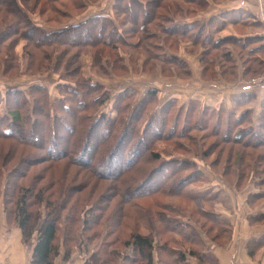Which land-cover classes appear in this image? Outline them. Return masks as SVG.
I'll use <instances>...</instances> for the list:
<instances>
[{
  "label": "rangeland",
  "instance_id": "obj_1",
  "mask_svg": "<svg viewBox=\"0 0 264 264\" xmlns=\"http://www.w3.org/2000/svg\"><path fill=\"white\" fill-rule=\"evenodd\" d=\"M114 1L116 0H21L22 4L29 10L30 21L46 30L60 29L77 24L92 15H110L116 23L121 24L119 28V31H122L121 38L119 41L104 45L102 44L103 38L98 37V25H94V28H88L90 31H86V34L91 38L90 41H93L92 44L80 46V43L76 41L73 42L74 45L69 47L66 45L69 43L67 39H64V43H57L54 40L50 42L49 36H45L43 44L31 43L34 33L27 30V26L20 22V25L16 26L15 31L17 33L13 31L8 38L3 40L2 44L0 42V96L2 94L4 96L8 88L18 87L25 93H23L25 100L20 96L23 101L22 105L18 107V101L12 102L8 106L10 109L18 107L19 110L23 111L25 107L28 109V106L30 107L36 103L41 113L37 117L38 121L46 120L45 112L47 109L49 111L54 110L61 117L65 114L64 118L69 120L70 110L76 109L79 105L81 106V104L77 105L79 92L86 94L87 92L85 93L83 89L90 81L100 84V89L96 92L90 91L89 94L82 96V101L90 104L88 109L86 107L85 115L91 114L95 109L98 112H106L108 118L111 119L116 116V111L112 106L116 96L115 92L126 87L133 89V93L130 92L122 97L119 102V107L124 108L120 113V117H123L129 107L142 99L149 89H155L156 94L154 97L139 111L143 117L137 121V125L139 129L147 112L150 109H157L166 102L170 105L168 106L169 109L167 108L163 113L165 118L159 124L153 122L157 125L156 129H159V131L154 130L151 125L149 126L143 139L145 141L142 143L144 146L138 147L139 153L133 155L136 157V161L132 164L128 162V156L132 155L134 150L132 149V143L126 149H124L125 142L120 143L121 146L116 152L117 163L115 161L111 162L115 168L112 173L109 170H98L106 168L103 164L97 165L92 171L72 162L71 158L76 155L74 150L81 143L78 138L84 139L85 129L87 128L85 119L75 122V118L71 117L72 126L76 125V129L68 135V139L72 142L71 154L57 158H51L50 153L45 151L44 146L50 142V135H46L42 139L38 136L39 140L35 141L33 133L29 136L31 134L30 126L26 124L24 131L21 132L24 138L23 141L13 137L0 139V148L3 147L2 155H5L12 145H15L13 148L16 150V157L12 160L9 158L5 166H0L2 176L0 177V184L2 185L3 178H6V174L14 167L18 168L19 171L25 168L32 173L46 171V178L39 180L40 185L46 183L48 185L50 181H53L55 185H52V188L57 190L60 183L66 184L70 179H73V181L80 182L85 186L81 194L75 195L85 196L89 193L94 195L92 196L93 199H97L101 204L107 201V208L111 209L108 214L112 212L117 204H121L124 209L123 215H121L122 224L116 228L110 238L103 240L107 245H111L108 250L111 248L110 251H113L111 253L113 257L107 261V264H141L137 260V255H134L135 259L133 257L131 261L124 258L126 255H131V249L125 247L120 239L126 238L130 233V225L133 226L134 231L143 234L148 233L149 229L153 227L151 235L156 246L154 264H165V261L169 264V260L172 258H169L171 254H168V251L173 247L185 252L186 260L184 262L187 264H199L198 258L190 255L188 250L202 247H207L208 254L214 256L215 261H212L211 264H233V255L238 252V247L241 246H245L252 251L253 254H250V256L256 255L257 259L262 258L264 254L262 250L259 251V248L264 249V243L262 245H258L259 243L249 245V243L258 238L255 235L263 227L250 224L244 216L248 213L253 215V213L263 209L258 198L264 197V195L250 200V194L264 192V185H256L260 180H264V174L260 171L262 170L261 167L264 166V162L259 163L262 158L261 155L257 159L254 155L245 152L260 151L263 153L264 134L254 139L261 145L256 146L257 148L249 145L252 144L250 138L240 139L238 143L231 139H229V142H224L219 138L227 128L226 125H222L223 122H227L229 118L228 121L231 120L235 124V119V121L240 120L237 118L242 117L247 111L252 112L251 109L239 112L241 108L240 101L237 100L238 96L232 98L233 95H231V102L233 103H230V107L227 109L223 104L219 106L218 110H215L214 107H202L199 100L183 93L180 87V85H186L189 78L192 77V71L197 63L192 61L191 58L195 54L197 55L199 50H203L202 55L204 51L209 52H206L207 54H204L202 59L198 61L200 67L198 79L201 83L207 80L212 81V84H216L215 81L217 80L227 81L230 77L228 73L231 69L234 71L235 65L231 66L232 63L222 60V55L217 50L210 54L209 44H199V41L191 43L190 39L196 37V31L188 30V32L182 34H164L162 29L163 25L183 26L180 23L188 21L190 18H203L205 7L201 8L194 3L187 6L186 3L180 1L183 9L178 10L174 9V0H149L151 9L148 11H150L151 18L154 17V19L149 22L143 32H136V29L139 28L135 24L136 22L123 21L122 17L130 19L127 14H122L119 11L118 16L112 14ZM160 1L168 4L165 10L156 7L155 4ZM212 1L221 2L224 0ZM4 2L10 4V0ZM135 8L137 9V6L133 3L128 9L135 12ZM119 9L121 10L120 7ZM139 15L141 17L143 12L139 11ZM19 19L21 18L19 17ZM1 20H4L5 24ZM13 21L19 22L14 15L5 10L3 2L0 0V28L8 27L7 29H9L14 24ZM22 25L24 30L21 28ZM149 32L154 34L155 39L146 36ZM49 34L47 33V35ZM72 38L77 40L76 31L74 35L72 34ZM47 41L52 44L45 46ZM54 44L58 45L52 46ZM69 48L70 50H68ZM236 49L237 53H240L239 47H236ZM44 50H47L49 54ZM76 51L82 52L79 56V67L73 71V74H68L64 71L63 63L66 62L68 54ZM162 56L165 57L161 59ZM245 56L244 54L237 55L241 59ZM174 57L178 58L183 66L176 63ZM212 57L213 60H211ZM247 70L243 73L245 76L244 79H241L242 82L264 75V68L259 65L250 64ZM185 71L186 73H184ZM189 82H193V80ZM32 84H41L44 89L30 87ZM73 90L78 91L74 98L68 94ZM100 90H103L100 98L101 104L100 106L94 105L96 104L93 101L94 97L98 95ZM245 99L246 105L244 107L250 106L254 101V97ZM169 100L174 101L170 103ZM63 102H67L71 106L69 110H65V113L62 108ZM6 108L7 104L3 99L0 102V112L7 113ZM23 112L26 113L25 110ZM215 115L219 116L217 127L215 125ZM259 115L254 119L253 114H250L252 118L250 127L257 132L256 124L259 123ZM198 125L201 126L194 128ZM244 125L236 127L238 129L245 127ZM120 126L122 127V125H116L114 130L112 126L110 131L105 132V140L101 143L102 155L113 145L117 134L120 133ZM102 127H104V124H102ZM231 128L234 129L233 126ZM215 129L218 132L213 131ZM57 133H62L65 136L67 134L64 128H59ZM64 135L61 139L54 138L58 147L56 150L63 147ZM97 136L98 134L96 137H92V147L94 148ZM28 152H33V156H36L33 159L34 162L27 161L19 165L18 156L21 155L27 158ZM236 152L240 153V157H237ZM150 154L157 157L155 158ZM164 161L167 162L164 164ZM155 168H159L160 171L154 173V176L162 173L167 175L169 171L175 169L172 175L176 174V178H173V183L167 188L179 186L178 189H185L183 191L186 194L175 193L173 189L164 193L154 189L149 193H143L142 191L146 188H151L148 185L159 183L156 177L147 181L149 178L148 173L151 172L152 175ZM195 169L203 174L200 179L191 181ZM97 170L102 173H96ZM10 179L11 177H9V181ZM0 196V216L4 214L5 217L2 194ZM248 197L250 201L247 203ZM242 199L246 201L245 206ZM87 207H89V203L84 201L77 209L84 211ZM40 208L42 211L45 210L44 207ZM67 211H69V207L64 212ZM64 212L59 221L58 243L62 241V229L65 230L66 225L68 227L69 223ZM213 212L220 217L217 222L221 224V227L220 224H216L211 219L210 215ZM140 213H146L150 218L147 219L145 215H139ZM222 219L229 222L227 228H225L226 225L225 227L222 225ZM5 221L7 223L6 218ZM172 221L177 224L184 223L185 225H182L181 230H176L169 227L173 225ZM101 225V228L97 231L98 234L101 233L100 235L103 233L102 230H108L106 223L102 222ZM183 232L185 234L189 233L190 238L186 239ZM100 235L95 240L97 243L100 241ZM114 238L116 239L115 243H111ZM33 241L32 238L28 242L22 243L25 244V247L30 246V249H32ZM89 248L93 247L90 246ZM107 255H102V258ZM28 262L29 258L23 264ZM203 262L210 264L211 261Z\"/></svg>",
  "mask_w": 264,
  "mask_h": 264
},
{
  "label": "trees",
  "instance_id": "obj_2",
  "mask_svg": "<svg viewBox=\"0 0 264 264\" xmlns=\"http://www.w3.org/2000/svg\"><path fill=\"white\" fill-rule=\"evenodd\" d=\"M3 2V6L5 10L9 13L14 15L19 22L13 21L14 24L9 27H3L0 28V42L2 44L3 40L8 38V36L16 30V26H19L20 22H23V25L27 26V30L30 32H33V41L31 43H42L45 40V36H49L52 42L53 40L57 43L61 42L64 43V39L68 40L69 47L74 45L73 42L80 43V46H84L87 44H92L93 41H90L91 38L86 34V31L90 29L88 28H94V25H98L99 29V38H103L102 44L109 45L111 43L116 42L117 40L121 38L120 34L122 31H119V28L121 27V24L116 23L113 20V17L110 15H92L87 17L85 20H82L78 22L77 24L68 25L66 27L60 28V29H54V30H46L42 28L41 26H38L34 23H32L29 16V10L22 4L21 0H10V4L5 3L4 1L8 0H1ZM179 1V2H178ZM180 1L187 4V6L191 3L197 4L199 7H207V0H174L173 5L174 9L181 10L183 9L182 4ZM137 6V9L135 8V12L132 9H128L130 6L133 5ZM122 5V7H121ZM156 7L163 8L164 10L168 7L167 3H162L161 1L155 4ZM121 8V10L119 9ZM189 8V7H188ZM191 8V7H190ZM112 14L117 15L120 13L127 14V16L130 19H126L124 17L123 21H130L136 22L137 26L139 27L136 29V32L144 31V28L147 27L149 22L154 19V17L151 18V14L149 13L151 9L149 0H116L114 1L113 8H112ZM195 10V8H194ZM119 11V12H118ZM139 11L143 12V15L140 17ZM149 13V14H148ZM102 14H104L102 12ZM154 14V12H153ZM167 14V13H165ZM160 16V15H159ZM19 17L22 19H19ZM171 18V17H168ZM107 20V21H105ZM201 17L198 20H194L190 23H184L183 26L180 25H163V31L164 34H172V33H179L182 34L183 32H188V30L196 31V37L190 39L191 43L193 41L200 42L199 44L207 43L210 45L211 52L217 46L218 44H214L212 39L208 40V35L206 33L205 24L204 22H201ZM3 24H5L4 20ZM122 21V22H123ZM172 21V20H171ZM30 22V24H29ZM138 22V23H137ZM90 24V25H89ZM22 25V29L24 30V27ZM76 31L77 34V40L72 38V34L74 35ZM82 32V33H81ZM17 33V31H15ZM47 33H50L47 35ZM36 34V36H35ZM40 38H39V37ZM147 37L150 36L151 39H155L154 34L152 32L147 33ZM49 41L45 42V46H49ZM43 44V43H42ZM154 44V43H153ZM58 44H54L52 46H57ZM70 50V48L68 49ZM47 54L48 51L44 50ZM43 51V52H44ZM208 51H205L203 53L207 54ZM82 52H73L71 54H68V57L66 58V62L63 63L64 71L68 74H73V71L76 70L79 67V56ZM160 54V53H159ZM202 55V56H203ZM66 57V56H65ZM156 57V55H154ZM165 56H162L164 58ZM176 60V63H178L180 66L182 65V62L174 57ZM61 65V64H60ZM59 65V66H60ZM74 66V68H73ZM264 68V67H263ZM186 73V71L184 72ZM86 85V84H85ZM241 85V84H240ZM35 87L38 89H44V86L41 84H32L30 87ZM42 89V90H43ZM100 84L94 83V82H88L83 91L86 94H89L91 92L99 91ZM256 91V90H253ZM249 91V92H253ZM78 91H72L68 92L70 96L76 97ZM105 92V91H104ZM133 93V89L130 87H126L124 89H120L117 92H115L116 96L113 101V108L116 111V116L109 119L106 112H98L94 109V111L91 114H86V107H90V104L85 101H82V96L86 95L82 92H79V101L77 105H79L76 109L70 110L71 114H69L70 119L66 120L63 117L59 115L58 113H55L54 110L45 112L46 120L38 121L37 117L39 114H41L38 110V104H32L30 107L28 106L23 109L26 113H24L22 110H19L18 107H20L23 103V101L20 99V96L24 99V92L20 88H12L7 89L4 93V96H0V102L4 99L7 104V113H1L0 112V139H8V138H16L23 141V136L21 135L22 130L24 129L25 125L28 124L30 126L31 134H34L35 141L39 140V137H45L46 135H50L49 140L50 142L46 144L45 151L49 152L51 155V158H57L60 156H69L71 154V147L72 142H70V139H68L69 133H72L74 129H76V125L73 127L71 123V117L75 118V122H78L80 119H85L87 123V128L85 129L84 133V139H79V142L81 141L80 145L75 148L76 155L75 157L71 158L72 162L75 164L86 168V169H93L97 167V165L103 164L106 166V168H101L98 170H106V171H115V168L112 166V161H117L116 159V152H118L120 148V143L125 142V148L129 146V144L132 143V155L128 156V162L129 163H135L136 157L133 155L135 153H139V148L142 147V143L145 142L144 136L146 134L147 129L151 125L154 130L159 131V129H156L157 125L153 122L161 123L163 118H165V115L163 113L169 109L170 104H166L164 102L160 107L157 109H150L147 112V115L144 119V122L142 126L139 127L137 125V121H139L143 115L139 113V111L144 108V105L148 102H150L151 98L154 97L156 94L155 89H149L146 94L143 96L142 99L137 101L136 104H132L129 109L125 110L126 114L123 117H120V113L122 112L123 107H119V102L122 97L126 96L129 93ZM244 92V91H243ZM24 93V94H23ZM103 93V90L98 93L96 97H94V105L101 104L100 98ZM244 95V94H243ZM252 96L249 93H245L244 96L239 97V105L240 107L245 106L246 99L245 98H251ZM19 98L20 100H18ZM253 99V98H252ZM25 100V99H24ZM18 101V107H15L17 109H10L8 107L12 102ZM170 103H173L174 100H169ZM83 102V103H82ZM175 103V102H174ZM83 105V106H82ZM70 105L67 104V102L62 103V108L64 109V113L66 109H70ZM83 108V109H82ZM100 108V107H99ZM98 109V108H97ZM171 109V108H170ZM249 110V109H248ZM41 111V110H40ZM84 111V113H83ZM100 111V110H99ZM251 111V110H250ZM98 112V114H96ZM252 112H245L242 117H238L235 124H233V121L223 122L222 125H226V131L223 132L222 135H220V139L224 140V142H229V139L233 140L234 142H240V139H247L252 141L249 144L253 148H257L258 146H261L258 141H255L254 139L257 136L264 134V101L262 103V108L260 112L259 117V123L256 124L258 132L255 131L250 125L252 124V118L250 116ZM243 119V120H242ZM104 120V122H103ZM74 121V119H73ZM215 122L216 127L219 123V116L215 115ZM231 123V124H230ZM102 124H104V127H102ZM245 127H240L237 129L236 126L243 125ZM116 125H122L120 126V133L117 134V138L114 141L113 145L106 151L104 155H102V142L105 140V132L107 130H111V127L113 126V130L115 129ZM201 125H198L194 128H199ZM231 126L234 127L232 130ZM230 127V128H229ZM59 128H64L65 132H67L66 136L62 133H57V130ZM202 128V127H201ZM38 130V131H37ZM24 131V130H23ZM218 132L216 129L213 130ZM99 132V133H98ZM128 132V133H127ZM17 133V134H16ZM38 134V135H37ZM42 134V135H41ZM95 139V148L92 147V137H96ZM113 134V132H112ZM63 147L60 149H57L56 144V138H63ZM255 135V136H254ZM78 139L76 140L78 142ZM245 139V140H246ZM254 141V143H253ZM263 143V142H262ZM15 145H12L5 155H2L1 153L3 150V147L0 148V166H5L6 163H8L9 158L12 160L16 157L15 153L16 150L13 148ZM144 146V145H143ZM257 146V147H256ZM256 151V150H255ZM230 153V152H228ZM245 153H250V155H254L257 159L261 155V159L259 163L264 162V152H254V151H248ZM235 154V153H234ZM28 157L25 158L24 156H18L17 159L19 165L21 163H25L27 161H30L31 163L34 162L33 159L36 158V156H33V152H28ZM153 157H157L156 155L150 154ZM237 157H240V153L236 152ZM243 157V156H242ZM48 158V157H47ZM140 158V157H139ZM28 159V160H27ZM153 159V158H152ZM237 160L240 162L239 158ZM242 161V160H241ZM263 161V162H262ZM38 162V161H37ZM35 162V163H37ZM167 161H164V164ZM17 163V164H18ZM117 163V162H116ZM238 163V162H237ZM253 165V164H252ZM251 165V166H252ZM262 165V164H261ZM119 168V167H118ZM254 168V166H253ZM120 169V168H119ZM262 174H264V166L261 167ZM98 170L96 173H99ZM153 174L151 175V172L148 173L149 178L147 181L151 180V178H158L159 183L158 184H152L148 185L151 186V188H146L143 193H149L153 189L155 191H159L164 193L172 191L173 189L175 193H182L186 194L185 189H178L179 186H175L173 188H167L170 186V184L173 183V178H176V174L172 175L175 169L169 171V173L166 175L165 173H162L160 175L154 176V173L160 171L159 168L153 169ZM118 171V170H117ZM91 172V171H90ZM256 172V171H255ZM102 173V172H101ZM113 173V172H112ZM203 173L196 170L194 172V175L192 176L191 181L200 179L201 175ZM3 175V172H2ZM40 176V177H39ZM154 176V177H153ZM0 177L1 174H0ZM9 177H11L9 181ZM46 178V171L40 172V173H32L30 170H18V168H13V170L9 171L6 174V178L4 177V182L2 185L0 184V192L2 194V205L3 210L5 211V218L7 220V224L9 226H16L20 229L21 232V241L23 243L28 242L32 238L34 239L32 244V249L29 256V263L30 264H53L55 258L62 254L63 261L69 260L71 258L72 252L74 249H79V251L84 256L83 264H107L108 260H111L113 257L111 253L113 251L108 250V248L111 246L107 245L105 243V239L110 238L112 233L115 232L116 228L120 227L122 224V212H123V206L121 204H117L116 207L112 210L110 214H108L109 210L108 202L101 204L97 199H93L92 194H87L85 196L82 195H75V194H81V191L84 190V185L80 184V182H75L73 179H70L69 182L66 184L60 183V186L57 190L52 188V185H55L53 181H50L47 185L43 184L40 185L39 180H44ZM181 180V179H180ZM146 181V182H147ZM161 181V182H160ZM145 182V185L147 186V183ZM258 182V181H257ZM264 180H260L259 183L256 185H264ZM178 185V184H176ZM182 188V187H181ZM184 190V191H183ZM0 194V195H1ZM264 192H254L250 194V200H253L256 197L263 196ZM1 199V196H0ZM214 199V198H213ZM260 200V205H262L261 211H258L256 213H253V215H250L249 222L251 224H262L264 223V197L258 198ZM249 200H247V203ZM88 202L89 207L84 209V211H80L77 209L82 205V202ZM250 204V202H249ZM44 205V206H42ZM40 207H44L45 210L42 211ZM69 207V211L64 212L66 208ZM66 214L67 220H69L68 227L66 225V229L63 230V235L61 236L62 241L58 243V229H59V221L62 216V214ZM145 215V218H150L149 215L146 213H140L139 215ZM211 219L216 223L217 222L218 215L214 212L210 215ZM103 219V220H101ZM151 221V220H150ZM222 225H226L225 228L228 227L229 222L227 220H221ZM104 222L108 226V230L104 229L102 230V235L98 234L97 231L99 228H101V223ZM172 226H169L170 228L181 230L183 224H177L175 221H172ZM153 225V224H152ZM221 227V224L219 225ZM131 231L124 239H120V241L123 242L125 247H129L131 249V255L125 256L124 258L126 260H132L134 255H137V260L140 261L141 264H154V254L156 250V246L154 243V238L152 237V228L149 229L148 233H140L138 231L133 230V226L130 225ZM149 228V227H148ZM192 228V227H191ZM79 229V230H78ZM223 230V229H221ZM189 233L183 232V236L187 239L189 237ZM100 235V241H95L98 236ZM190 238V237H189ZM112 240V239H111ZM116 239H113V242L115 243ZM93 242H96L95 244H92ZM256 243H259L258 245H262L264 243V234H261L257 239L250 242L249 245H256ZM92 246L93 248H89ZM165 248V247H162ZM201 250V251H200ZM248 249L249 254H253L252 251ZM188 253L194 257H197L200 261L199 264H205L203 261H215V258L212 254H208V251L204 247L197 248V249H189ZM210 253V252H209ZM106 257L102 258V255H106ZM168 254H171V257H169L171 260H169V264H187L184 262L185 259V252L181 251L179 248L173 247L168 251ZM135 259V257L133 258ZM165 264L166 261H165ZM216 264V263H213Z\"/></svg>",
  "mask_w": 264,
  "mask_h": 264
},
{
  "label": "crops",
  "instance_id": "obj_3",
  "mask_svg": "<svg viewBox=\"0 0 264 264\" xmlns=\"http://www.w3.org/2000/svg\"><path fill=\"white\" fill-rule=\"evenodd\" d=\"M212 2V3H211ZM207 7L204 9L203 18L208 40L212 39L214 44H218L210 52L217 50L222 55V60L232 63L235 69H231L228 80H217L216 84L207 80L201 83L198 79L200 67L198 61L202 59L203 50H199L191 59L197 66L192 71V77L186 85H180L183 93L190 95L195 100L201 102L202 107H211L219 109L221 104L225 109L230 107L231 99L236 96H244L246 92L240 90L241 79H244L245 71H248L250 64L264 67V23L260 20V9L264 6V0H224L214 2L207 0ZM200 17L190 18L185 21L186 24L198 20ZM185 22H181L183 25ZM236 47H239L237 53ZM205 52V51H204ZM240 54L246 55L243 59ZM211 56V55H210ZM213 60V57L211 58ZM226 61H223L224 63ZM230 66V65H229ZM232 68V67H231ZM234 68V67H233ZM225 69V68H223ZM254 97L253 103L248 107H241L239 112L245 109H251L254 119L259 115L262 103L264 101V90L247 92ZM244 94V95H243ZM231 95L232 98H231ZM237 99V100H238ZM239 102V101H237ZM245 206L246 201L243 200ZM249 209V208H248ZM250 213L244 217L249 221ZM251 224V223H250ZM261 226L259 233L255 237L264 234V224H255ZM21 241L20 229L16 226H8L4 214L0 216V264H23L30 256V246L25 247ZM206 251L207 247L205 248ZM264 249L259 248V251ZM210 252V251H209ZM217 255V253H216ZM233 264H264V256L257 259L250 256L247 247H238V252L234 253ZM232 256V257H233ZM230 257V256H229ZM228 257V258H229ZM84 256L79 249H74L71 258L63 261L62 254L58 255L53 264H83Z\"/></svg>",
  "mask_w": 264,
  "mask_h": 264
},
{
  "label": "built area",
  "instance_id": "obj_4",
  "mask_svg": "<svg viewBox=\"0 0 264 264\" xmlns=\"http://www.w3.org/2000/svg\"><path fill=\"white\" fill-rule=\"evenodd\" d=\"M260 20L264 23V6H262L260 9ZM240 90L244 92L264 90V75H259L251 80L242 82L240 85ZM27 264L30 263L28 262Z\"/></svg>",
  "mask_w": 264,
  "mask_h": 264
}]
</instances>
